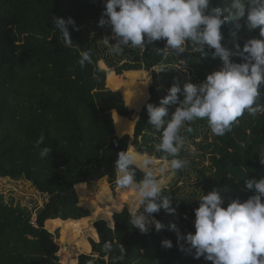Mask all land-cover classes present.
Instances as JSON below:
<instances>
[{
    "label": "trees",
    "instance_id": "obj_1",
    "mask_svg": "<svg viewBox=\"0 0 264 264\" xmlns=\"http://www.w3.org/2000/svg\"><path fill=\"white\" fill-rule=\"evenodd\" d=\"M211 6L224 9L230 5L225 0H212ZM104 7L103 0H0V176L31 181L48 197L36 214L37 225L31 224L30 211L0 198V264H63L46 222L49 228L60 227L62 231L66 221L87 217L91 211L98 218L102 212L89 209L86 197L94 193L85 182L107 178L114 183V161L119 151L135 146L153 157L171 159L157 151L160 133H154L148 123L146 104L159 106L173 83L183 89L186 82L198 83L222 67V61L219 57L213 59L210 51L201 57L188 47L179 58L162 55L157 48L165 46L163 40L143 52L125 48L114 63L101 55L100 45H105L87 30V24L100 27ZM53 17L74 19L79 30L68 25L71 47L64 46ZM232 28V21L221 28L225 38L222 43L230 50H234L229 36ZM238 35L241 47L248 39L261 38L259 28L253 32L242 28ZM82 51H88L91 57V63L86 62L83 68L79 64ZM231 59L242 62L237 56ZM100 61L114 67L118 74L146 68L152 75L150 96L133 136L125 133L134 128V121L129 119L134 107L125 102ZM258 91L257 103L264 105V83ZM168 107L166 120L175 110V106ZM189 127L190 132L182 130L185 145L179 158L188 159L190 164L176 173L179 179L194 171L197 182L187 194L163 189L162 198L171 200L176 214L160 209L152 215L165 228L157 232L153 225L147 233H141L131 225L129 207L125 206L113 215L115 228L104 219L95 221L99 239L89 238L92 248L86 238L77 240L80 250L92 252L82 253L78 262L67 264H212L179 250L177 232L168 226L175 223L181 235L194 233L197 199L213 188L223 190L225 207L228 197L244 201L253 194L245 181L264 176L259 156L264 152V113L253 118L245 111L224 136L213 135L206 119H197ZM116 130L118 135H124L118 136ZM41 133L45 140L40 148L46 146L52 151L43 159L34 147ZM199 157L209 163L204 164ZM142 177L143 173L137 171V179ZM102 188L107 192L104 196L109 197L110 187L104 183ZM99 197L97 203L106 207L103 195ZM63 237L66 238L62 233ZM164 239H170L173 247L163 248ZM67 240L73 242L76 237L68 235ZM58 243L61 244L59 240Z\"/></svg>",
    "mask_w": 264,
    "mask_h": 264
},
{
    "label": "clouds",
    "instance_id": "obj_2",
    "mask_svg": "<svg viewBox=\"0 0 264 264\" xmlns=\"http://www.w3.org/2000/svg\"><path fill=\"white\" fill-rule=\"evenodd\" d=\"M103 3L98 26L111 27L112 35L104 42L112 53H121L125 48H139L143 52L163 40L165 46L157 48L162 55L174 54L179 58L190 47L201 57L210 51L213 59L219 57L222 61L219 70L208 73L198 83L186 82L183 89L173 83L159 106L146 104L148 123L154 133H160L157 151L171 159L157 166L153 156L128 148L119 151L114 161L116 185L133 193L128 203L131 225L141 233H147L154 225L159 232L165 225L152 214L160 209L176 214L171 200L161 196L164 182L159 176L190 164L188 159L179 158L185 145L182 130L190 132L191 122L206 119L213 135L224 136L245 111L253 118L264 113V105L257 103L258 89L264 83V0H225L230 6L224 9L212 7V0H103ZM52 19L55 29L62 32L64 46L71 47L68 25L79 30L74 19ZM228 21L233 22L229 36L234 50L222 43L225 38L221 28ZM242 28L248 32L259 28L261 38L248 39L241 47L238 33ZM233 56L240 57L242 62H233ZM80 57L82 68L86 62L91 63L88 51H82ZM178 94L184 98L181 100ZM168 106H175V110L166 120ZM44 140L41 133L34 145L41 159L52 153L49 147L40 148ZM259 156L264 164V152ZM137 171L143 173L142 179H137ZM245 186L253 194L244 201L228 197L226 207L223 190L219 188L201 195L197 199L199 206L194 209V233L181 235L177 225L171 223L168 227L177 232L179 250L212 264H264V176L247 179ZM161 246L170 249L173 243L164 239Z\"/></svg>",
    "mask_w": 264,
    "mask_h": 264
},
{
    "label": "rangeland",
    "instance_id": "obj_3",
    "mask_svg": "<svg viewBox=\"0 0 264 264\" xmlns=\"http://www.w3.org/2000/svg\"><path fill=\"white\" fill-rule=\"evenodd\" d=\"M87 30L91 37H94V39L100 42V44L105 45H100L101 55L105 58L113 60L114 63L117 62L119 54H121L123 51L118 54L112 53L109 51L108 46L104 42L106 37H110L112 35L111 27H94L91 24H87ZM109 42L115 43V40H110ZM103 61L105 62V60ZM103 61H100V63L104 69L108 71V75L111 78L114 87L123 94L124 99L126 100L125 102L130 103L134 107V109L128 107L134 111L133 115L129 117V119L134 121L135 124L133 130L130 133V135L133 136L135 126L140 119V113L142 111L141 108L150 96L149 87L151 85L152 75L146 68L141 70H125L122 74H118L114 67H108ZM136 111H138V114ZM135 114H137V118L134 119L133 117ZM123 135L120 134L119 136ZM191 147L195 149V146L191 145ZM129 148H133L138 151L135 146H130ZM154 158L157 161V166L166 160L156 157ZM199 159L202 158L199 157ZM202 162H204L206 165L209 163L208 159H202ZM177 177L176 171L171 169H169L166 174L159 176V178L164 182L163 189H170L171 191L172 189H176L180 194H187L193 189L197 182V176L194 171H189V173L183 175V178L177 179ZM85 183L88 185L89 190L93 191L94 193L86 197L87 204L88 206L90 205L89 209H97L98 211H101L102 214L97 218L94 215V211H91V214L88 217H83L81 219H69L65 222L62 231L60 227L53 229L49 228L48 222L45 224L48 230L51 231L55 236V241L59 246V255L61 257L60 263L62 261L63 264H67L75 260L78 262V257L80 254L91 253L92 250L88 251L84 248L80 250L77 240H81L83 237L86 238L87 245H89L90 248L91 244L89 242V238H93L95 240L99 239L97 229L94 226V222L97 220L104 219L113 226L112 228H115L113 217L114 213L116 211H121L123 206L128 207L129 200L133 195V193L130 191H122L115 182H110L107 178L96 181H88ZM104 183L110 187L108 191V194H110L109 197L104 196L107 193L102 188ZM100 195H103L102 201L104 204L106 203V207H104L101 203H97V199ZM0 198L5 203L30 211L33 214V218L36 219V213L40 208H42V206H44L48 197L46 194L39 192L31 181H28L24 178L13 179L11 177L0 176ZM111 200L114 202H111ZM62 233L64 236H66V238H61ZM68 235L71 237H76V240L73 242L67 240ZM58 240L61 244L58 243Z\"/></svg>",
    "mask_w": 264,
    "mask_h": 264
},
{
    "label": "water",
    "instance_id": "obj_4",
    "mask_svg": "<svg viewBox=\"0 0 264 264\" xmlns=\"http://www.w3.org/2000/svg\"><path fill=\"white\" fill-rule=\"evenodd\" d=\"M106 74H108V71L106 70ZM112 90H114V89H112ZM116 91V90H115ZM123 95V94H122ZM124 97V96H123ZM148 100V99H147ZM146 100V101H147ZM126 101V100H125ZM146 101H145V103H146ZM144 103V104H145ZM144 104H143V106H144ZM128 106V105H127ZM143 106H142V108H143ZM130 108V107H129ZM142 108H141V110H142ZM115 129H116V125H115ZM116 134L118 135V133H117V130H116ZM126 134V133H125ZM127 134H130V133H127ZM119 136V135H118ZM84 207V206H83ZM125 206H123V208H124ZM116 212H118V211H116ZM108 222V221H107ZM109 223V222H108ZM115 223V222H114ZM109 225L111 226V227H113L110 223H109Z\"/></svg>",
    "mask_w": 264,
    "mask_h": 264
},
{
    "label": "built area",
    "instance_id": "obj_5",
    "mask_svg": "<svg viewBox=\"0 0 264 264\" xmlns=\"http://www.w3.org/2000/svg\"><path fill=\"white\" fill-rule=\"evenodd\" d=\"M31 224H33V225H37V224H36V219H35V218H32V220H31Z\"/></svg>",
    "mask_w": 264,
    "mask_h": 264
},
{
    "label": "crops",
    "instance_id": "obj_6",
    "mask_svg": "<svg viewBox=\"0 0 264 264\" xmlns=\"http://www.w3.org/2000/svg\"><path fill=\"white\" fill-rule=\"evenodd\" d=\"M37 214V213H36ZM88 217V216H87ZM50 220H54V219H50Z\"/></svg>",
    "mask_w": 264,
    "mask_h": 264
}]
</instances>
